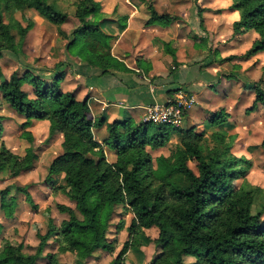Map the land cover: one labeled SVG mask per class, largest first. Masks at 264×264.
Wrapping results in <instances>:
<instances>
[{
	"label": "trees",
	"instance_id": "1",
	"mask_svg": "<svg viewBox=\"0 0 264 264\" xmlns=\"http://www.w3.org/2000/svg\"><path fill=\"white\" fill-rule=\"evenodd\" d=\"M58 1L0 0V59L7 52L23 67L22 73L14 71L9 78L3 76L0 67V99L9 110L24 117L21 136L29 144L21 158L12 154L1 141L0 117V169L7 170L10 178L33 169L38 157L34 138L27 129L35 121H47V138L62 136L61 153L50 163L47 181L74 203L81 218L71 207L57 204V211L68 218L57 228L49 225L40 237L36 253L25 254L22 244L6 241L0 250V264H35L53 236L58 253H71L73 264H86L100 248L111 253L113 248L105 239L119 206L125 213L131 212L132 219L126 228L127 240L110 264H125L127 253L140 246L138 237L161 249L150 264H185L186 258L194 259L190 264H264V187L234 184L249 171L247 161L231 153L235 136L228 141L222 134H212L213 146L205 156L200 149L204 134L195 131V127L180 129L130 119L105 124L103 119L92 118L85 101L60 89L64 62L56 63L46 75L48 70L35 68L19 58V46L31 26L17 28L20 40L15 42L12 30L4 23L3 10L34 9L43 20L59 27L68 21V14ZM75 4L73 16L79 25L72 31L73 39L67 48H77V54L91 63L110 57L109 52L98 54L106 37L99 24H86L88 17L99 13V4L94 0H76ZM231 8L240 13L232 24L233 35L253 31L257 37L244 54L220 59V63L248 60L264 52V0H232ZM196 9L199 27L205 30L202 9ZM147 11L149 24L169 26L178 20L176 16L158 14L152 6ZM207 38L192 36L194 46L207 49ZM262 81L260 78L252 86L254 99L245 110L246 115L258 105L264 110ZM226 115L219 109L210 115L208 123L221 127ZM102 125L107 136L100 143L94 138V129ZM172 134L178 137V143L169 161L164 156L153 160L148 151L164 148ZM259 146L264 148V136ZM103 147L114 154V162L107 161ZM154 161L162 168L159 178L153 174ZM190 161L197 164L196 172L188 166ZM57 177H62V183L56 186ZM17 190L35 210L26 189ZM0 195L1 206L11 216V205H5L6 191ZM150 228L157 230L154 239L146 234ZM118 229L122 230V225ZM44 259L46 264H58L56 254H45Z\"/></svg>",
	"mask_w": 264,
	"mask_h": 264
},
{
	"label": "crops",
	"instance_id": "2",
	"mask_svg": "<svg viewBox=\"0 0 264 264\" xmlns=\"http://www.w3.org/2000/svg\"><path fill=\"white\" fill-rule=\"evenodd\" d=\"M94 1L100 6L99 13L88 17L86 24H99L102 34L106 37L101 48L97 50L98 54L105 55L109 52L111 59L104 56L103 59L97 58L95 62L91 63L77 54V48L69 51L67 46L73 39L72 31L79 25L74 16L68 15V21L59 27L51 28L49 26L46 30L53 31L54 34L47 36L43 29L46 21L36 12H34L33 26L30 23L31 27L23 39L25 52L23 55L20 53L19 58L21 57L35 68L48 70L46 75L50 74L48 72L56 63L64 62V76L59 83L60 89L64 93H73L79 101H85L90 115L95 120L103 119L105 124H108L113 121L130 119L137 123L142 118L143 109L146 106L164 103L178 90L193 95L195 99L194 106L184 117L183 124L186 126L182 124L180 129L195 127V131L203 134L206 131L205 124L210 128L217 129L218 127L208 123V119L213 112L219 109H223L227 114L225 124L231 121L232 118H228L231 113L235 114L236 119L241 115L249 116L256 113L255 110L246 115L245 110L253 102L252 86L257 80L251 78V81L249 79L241 81L242 75L223 74L224 66L216 62V56L211 58L203 47L196 48L192 39V36H197L198 32L202 35L205 34L202 36L203 38L209 35L210 38H213L215 49L216 44L220 41L221 29L226 27L227 30L231 29L232 31V24L240 16V13L231 7H218V3L229 2L226 0ZM149 6H152L160 15L169 14L178 17V20L169 26L149 24L147 23ZM197 6L202 9L205 30L199 27ZM213 11L221 13L212 15ZM223 12H227L231 17L228 25L219 18ZM209 15L215 17L212 22ZM68 23H71L70 27L66 26ZM36 28L37 30H35ZM60 31L64 34L60 35ZM250 32L253 33L251 35H254V40L256 34L253 31H241L235 36L245 37ZM230 34L234 36L232 32ZM198 37L201 36L198 35ZM171 51L174 52L173 56ZM5 55L12 59L11 63L16 65L13 66L16 71L23 68L11 55L8 53ZM219 56L221 59L224 57L222 53ZM232 63L241 65L239 71L244 72L250 65L255 64L257 67L253 72L260 74L264 71V52L258 53L246 61H232ZM260 67L261 69H259ZM246 81L249 82V88ZM244 102L246 103L244 104ZM246 105L247 107L244 108ZM259 107L261 106H258L257 111ZM1 108L6 110L9 116L14 117L17 114L5 105L4 107L2 105ZM18 116L20 123H23L24 117L19 114ZM236 119L234 118V121ZM237 121L234 122L235 133H237L236 130L240 124L238 119ZM48 129L49 123L45 120L35 121L27 129L34 138L36 148L48 137ZM106 136L105 125L94 129V138L98 142L101 143V140ZM237 137L234 140L231 153L237 158L246 160L249 155L248 147H239ZM54 138H56L59 151L56 154L59 155L62 136L58 134ZM44 146L43 155H46L50 151V147L47 144ZM24 147L27 148L28 145ZM103 150L107 161L114 162V154L106 147H103ZM235 151H238V154ZM239 153H242V156H239ZM39 159L38 156L37 160ZM150 230L155 231L156 228L147 229L146 232ZM153 235H150L152 239L157 237V233L155 236ZM141 247L143 248L141 245L138 250ZM102 251L103 254L99 255L97 253L100 252H95L86 264H110L112 253ZM106 257H109L107 262Z\"/></svg>",
	"mask_w": 264,
	"mask_h": 264
},
{
	"label": "rangeland",
	"instance_id": "3",
	"mask_svg": "<svg viewBox=\"0 0 264 264\" xmlns=\"http://www.w3.org/2000/svg\"><path fill=\"white\" fill-rule=\"evenodd\" d=\"M75 2L76 0H59L58 5L59 7L65 11L68 15L73 16V11L75 9ZM225 2L218 3L219 8H225L228 6L231 7L232 0ZM220 4V5H219ZM228 4V5H227ZM212 6H215L212 4ZM30 10V11H29ZM34 9H27L25 11H4L3 10V17L4 23L12 30V34L14 36L15 42H19L20 36L17 34V28L22 27L25 28L27 24H32L34 22ZM220 14L221 12H212V15ZM210 16V15H209ZM214 16H210L209 19L212 22ZM222 21L226 22L228 25L230 20V15L227 12H223L222 15L219 17ZM220 19V20H221ZM225 24V25H226ZM33 26V24H32ZM55 28V25H52L48 22L45 23L44 30L45 33L48 35L54 34V32H50L46 29ZM67 27L71 26V23L66 25ZM46 27V28H45ZM37 30V28L35 29ZM33 32V31H32ZM230 31L225 28L221 29L220 41L216 44V48L214 49L213 38H210L208 35V44L207 49L205 51L209 54V57H215L217 60L216 62L219 64H223L224 71L223 74H239L242 75V80H247L254 78L255 80H259L262 78V88L264 89V71L259 73H254L253 70L256 69L257 65L252 64L247 71H239L241 69V65L236 63H232V61H246V60H228L222 63L219 62L221 59L219 54H223V58H227L229 56H241L245 53L250 42L253 40L254 35L252 32L248 33L247 36H232ZM37 33V32H36ZM35 33V34H36ZM34 34V33H32ZM31 34V36H32ZM201 36L203 38L205 34H201L198 32L197 36ZM257 36L255 35V38ZM24 39V38H23ZM26 42V41H24ZM28 42V40H27ZM28 45V43H27ZM72 47L71 50L72 51ZM19 52L21 55L25 52V46L23 45V41L19 46ZM7 53V52H6ZM214 53V54H213ZM242 53V54H241ZM218 54V55H217ZM15 54H13L14 56ZM222 58V59H223ZM12 59H10L5 54L0 59V67L1 71L6 78H9L10 74L16 71L13 66H16L11 63ZM238 66L239 68H237ZM261 69V67L259 68ZM19 73L23 72V68L17 70ZM235 80V79H234ZM251 81V80H250ZM256 82V81H255ZM247 87L249 88V82H245ZM28 92L31 91L30 87H24ZM245 95L244 92H242ZM242 98V97H241ZM242 101V100H241ZM246 102H244L245 104ZM4 103L0 99V117L2 118V132H1V141L5 144L7 149L14 155L21 158L25 153V145L29 144L21 136L22 129L20 125L21 121L17 118L19 117L18 114H15L14 117L9 116L7 111L3 110L1 106ZM260 106V105H258ZM247 105L244 107L246 108ZM258 108V107H257ZM234 113L229 114L228 118H232L228 124H223V126L216 128H210L208 125L205 124L206 131H204V137L201 141L200 149L203 154L206 156L208 150L213 146L212 141V134L219 133L222 134L228 141L232 136L237 137L239 147L243 148L247 146V151L249 153L247 161V166L249 167V171L245 178L239 179L234 182L237 186H245V185H254L263 188L264 187V148L259 146L263 136H264V110L259 107L258 111L256 109V113L253 115L245 116L241 115L237 118L240 122L238 129L235 133L234 122H238ZM234 118L236 121H234ZM143 121L141 118L139 122ZM184 125V124H183ZM186 126V125H184ZM230 126V127H229ZM40 131V130H38ZM234 138V140H235ZM41 140V139H39ZM56 138H50L43 141V143L38 144L37 148L34 146L35 143L33 142V147L40 159L34 161V167L31 171L25 172L20 174L16 178H10L7 170L0 169V192L2 190L6 191V198H5V205H11L12 212L11 216H7L5 213L4 208L1 206V197H0V250L3 249L4 242H10L12 244H22L23 245V252L25 254H34L37 251V247L40 242V237L44 235L49 225H52L54 228H57L62 220H66L68 217L66 214H61L57 211L56 205L62 204L65 206H70L73 210H75L74 203H72L67 196L63 195L59 191H55L54 188L50 185L47 181L48 175V167L52 160L58 156L56 153L58 151V144L56 143ZM178 143V137L175 134L170 136V140L168 144L161 149L158 150H149V154L151 155L152 159L155 160L158 156H164L167 161H169L171 152L173 151L174 147ZM232 147H234V141L231 142ZM48 145L50 147V151L47 152L46 155H43V151L45 150L44 145ZM57 150V151H56ZM238 154V151H235ZM239 156H242V153H239ZM188 166L196 172L197 164L193 161L188 163ZM154 176L159 178L162 174V168L157 166L154 161ZM62 177H57L56 186L61 184ZM17 188H25L27 193L31 196L33 203L36 206V209H32L30 205L25 201V196L21 191H18ZM1 196V195H0ZM6 205V206H7ZM76 215L78 218H81V213L75 210ZM132 218L131 212H124L121 207H116L114 214L109 222V228L107 230L105 243H108L112 246L113 252L110 255V258H114L117 253L122 248V244L127 240V232L126 228L130 224V220ZM122 221V223H119ZM122 225V230L118 229V226ZM120 231H125L121 233ZM157 230H150L146 232L149 236L154 234L155 236ZM140 242V246L142 245L143 248L138 250V247L132 248L127 255L125 256L126 263L125 264H150L151 261H154L157 255L160 253L161 249L159 246H154L151 242L145 241L143 238L138 237ZM137 249V250H136ZM96 252L97 255L103 254L102 249H98ZM53 253L57 255V263L58 264H73V256L69 253L59 254L57 251V242L56 238L50 237L48 240V245L43 250V255L36 261L35 264H46V260L44 259L45 254ZM62 255V256H61ZM109 257H106V262L108 261ZM137 260V262H136ZM194 261L192 258H186L185 264H190Z\"/></svg>",
	"mask_w": 264,
	"mask_h": 264
},
{
	"label": "built area",
	"instance_id": "4",
	"mask_svg": "<svg viewBox=\"0 0 264 264\" xmlns=\"http://www.w3.org/2000/svg\"><path fill=\"white\" fill-rule=\"evenodd\" d=\"M195 104L193 95L182 90L176 91L164 103H154L143 109V122L154 125H165L172 128H181L185 115ZM92 118H94L92 116Z\"/></svg>",
	"mask_w": 264,
	"mask_h": 264
}]
</instances>
